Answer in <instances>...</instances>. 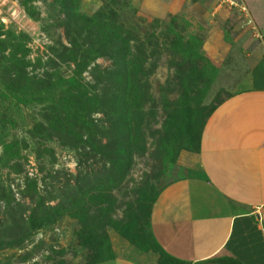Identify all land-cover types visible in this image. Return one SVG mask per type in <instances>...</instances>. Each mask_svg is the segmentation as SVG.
Segmentation results:
<instances>
[{
  "label": "rangeland",
  "instance_id": "374dc122",
  "mask_svg": "<svg viewBox=\"0 0 264 264\" xmlns=\"http://www.w3.org/2000/svg\"><path fill=\"white\" fill-rule=\"evenodd\" d=\"M261 42L220 0H0V264H156L154 198Z\"/></svg>",
  "mask_w": 264,
  "mask_h": 264
},
{
  "label": "crops",
  "instance_id": "0c3cea01",
  "mask_svg": "<svg viewBox=\"0 0 264 264\" xmlns=\"http://www.w3.org/2000/svg\"><path fill=\"white\" fill-rule=\"evenodd\" d=\"M242 1L264 28V0ZM246 60V77L209 116L197 149L178 154L180 176L150 209L152 236L168 258L264 264V42Z\"/></svg>",
  "mask_w": 264,
  "mask_h": 264
},
{
  "label": "trees",
  "instance_id": "16d2710c",
  "mask_svg": "<svg viewBox=\"0 0 264 264\" xmlns=\"http://www.w3.org/2000/svg\"><path fill=\"white\" fill-rule=\"evenodd\" d=\"M117 53H118V54H121L122 56H125V55H126V43H123V45H122L120 48L117 49ZM216 108H217V107H213V108L210 109V115L216 110ZM171 120H172L171 115H168L167 119H166L165 122L163 123V130H164L165 132H168L167 127H168V125L170 124V121H171ZM204 124H205V123H204ZM202 127H203V126H202ZM201 130H202V128H201ZM200 134H201V131H200ZM200 134H199L198 139H197V142H196V144H195V145H196L195 149H197V147H198V142H199V139H200ZM5 150H6L8 153H10V155H11L12 157H19V153H18V152L12 153V151H11V147H10V146H5ZM122 150H123L124 153H126V147L122 148ZM162 165H164V164H163V161H162ZM163 171H164L163 168H161V169L159 170L158 173L161 174ZM156 197H157V196H156ZM155 199H156V198H154V201H155ZM147 215H148V217H149V216H150V212H148ZM39 220L43 221V219H39ZM52 222H53V220L49 221L48 223H52ZM152 238H153V237H152ZM152 241L154 242L155 246H156L158 249H160V250L162 251V249L160 248V246H158L157 243L155 242L154 238L152 239ZM156 264H186V263L181 262V261H178V260H176V259L168 258V257H166V256L163 254V252H161V255H160V257H159V260L157 261Z\"/></svg>",
  "mask_w": 264,
  "mask_h": 264
},
{
  "label": "built area",
  "instance_id": "2783aa9c",
  "mask_svg": "<svg viewBox=\"0 0 264 264\" xmlns=\"http://www.w3.org/2000/svg\"><path fill=\"white\" fill-rule=\"evenodd\" d=\"M227 3L229 7H234L237 8L241 12H246V7L242 5L240 2L235 1V0H220V4Z\"/></svg>",
  "mask_w": 264,
  "mask_h": 264
},
{
  "label": "water",
  "instance_id": "95a60500",
  "mask_svg": "<svg viewBox=\"0 0 264 264\" xmlns=\"http://www.w3.org/2000/svg\"><path fill=\"white\" fill-rule=\"evenodd\" d=\"M2 7H3V6H2ZM6 11L8 12L9 10L6 9ZM11 15H12V16H14V15H18V16L22 17V13H21V12H18V10H16V9H13V11L11 12ZM25 19H27V18L25 17Z\"/></svg>",
  "mask_w": 264,
  "mask_h": 264
}]
</instances>
